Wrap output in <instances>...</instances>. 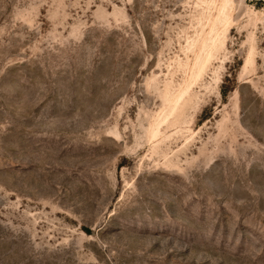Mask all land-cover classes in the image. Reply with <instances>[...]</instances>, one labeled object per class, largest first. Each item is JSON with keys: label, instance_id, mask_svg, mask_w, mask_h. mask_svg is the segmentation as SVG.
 Returning <instances> with one entry per match:
<instances>
[{"label": "rangeland", "instance_id": "374dc122", "mask_svg": "<svg viewBox=\"0 0 264 264\" xmlns=\"http://www.w3.org/2000/svg\"><path fill=\"white\" fill-rule=\"evenodd\" d=\"M0 264H264V0H0Z\"/></svg>", "mask_w": 264, "mask_h": 264}, {"label": "bare ground", "instance_id": "6f19581e", "mask_svg": "<svg viewBox=\"0 0 264 264\" xmlns=\"http://www.w3.org/2000/svg\"><path fill=\"white\" fill-rule=\"evenodd\" d=\"M228 1H229V0H224L225 3H228ZM226 19H227V17H226Z\"/></svg>", "mask_w": 264, "mask_h": 264}]
</instances>
